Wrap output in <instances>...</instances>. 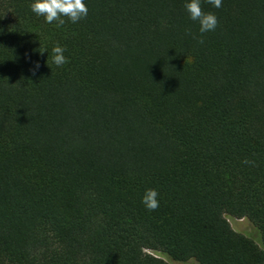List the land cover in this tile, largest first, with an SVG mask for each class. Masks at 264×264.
Here are the masks:
<instances>
[{"label": "trees", "instance_id": "1", "mask_svg": "<svg viewBox=\"0 0 264 264\" xmlns=\"http://www.w3.org/2000/svg\"><path fill=\"white\" fill-rule=\"evenodd\" d=\"M30 3L0 0V264H264V0H202V35L185 0Z\"/></svg>", "mask_w": 264, "mask_h": 264}, {"label": "clouds", "instance_id": "2", "mask_svg": "<svg viewBox=\"0 0 264 264\" xmlns=\"http://www.w3.org/2000/svg\"><path fill=\"white\" fill-rule=\"evenodd\" d=\"M202 0H185L184 8L190 20L198 23L199 32L202 34L214 31L218 25V19L214 13L204 12L201 7ZM214 8H220L222 0H206ZM30 10L38 17H43L45 23L56 22L59 25L65 23V19L75 24L88 15V8L85 0H31ZM203 43V39L199 40ZM47 50L40 52L43 54ZM66 49L57 44L52 52V63L57 67L66 64L67 57L64 55ZM40 65L36 63L32 69L33 74L38 71ZM158 192L156 189H146L141 198V203L149 212L155 211L159 207Z\"/></svg>", "mask_w": 264, "mask_h": 264}, {"label": "rangeland", "instance_id": "3", "mask_svg": "<svg viewBox=\"0 0 264 264\" xmlns=\"http://www.w3.org/2000/svg\"><path fill=\"white\" fill-rule=\"evenodd\" d=\"M226 220L228 221L230 227L238 232L241 233L247 237L252 238L254 241L261 243L260 241V234L258 230L248 221L245 219H234L230 216H225ZM186 264H196L192 261L186 263Z\"/></svg>", "mask_w": 264, "mask_h": 264}]
</instances>
